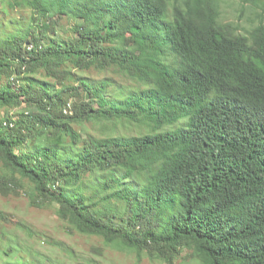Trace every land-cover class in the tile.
Masks as SVG:
<instances>
[{
	"label": "trees",
	"instance_id": "trees-1",
	"mask_svg": "<svg viewBox=\"0 0 264 264\" xmlns=\"http://www.w3.org/2000/svg\"><path fill=\"white\" fill-rule=\"evenodd\" d=\"M218 2L25 1L34 19L0 45V106L36 112L0 119V159L33 184V206L54 202L78 232L167 260L185 246L200 264H264V24H222ZM67 14L82 21L77 38H47ZM66 62L114 66L141 86L110 100L108 81L80 80L83 95L63 84ZM97 120L148 131L80 145L71 124ZM0 195L20 192L1 180Z\"/></svg>",
	"mask_w": 264,
	"mask_h": 264
},
{
	"label": "rangeland",
	"instance_id": "rangeland-1",
	"mask_svg": "<svg viewBox=\"0 0 264 264\" xmlns=\"http://www.w3.org/2000/svg\"><path fill=\"white\" fill-rule=\"evenodd\" d=\"M17 1L21 5H17ZM25 1L0 0V45L6 37L24 32L34 19L33 10ZM218 7L219 22L232 24L243 33L258 25L261 19L264 24V0H219ZM54 18L48 24L47 38L65 41L77 38L75 28L82 23L80 19L69 14ZM41 21L38 17L34 20L35 23ZM88 24L94 28L95 20H88ZM43 42L47 43V40ZM61 69H66L73 76L62 81L63 84L75 87L83 95L84 86L80 80L89 84L108 81L110 85L105 97L110 100L119 98L116 92L119 87L123 92L128 87L141 86L114 66L103 70H81L66 62ZM32 76L36 81L52 86L53 90L61 87L47 77L43 69H38ZM7 80L2 78L0 85L5 86ZM15 86L18 88L20 83H15ZM23 112L36 110L24 102L0 106V119L8 118L13 122ZM71 128L80 136V145L88 138L130 137L148 131L145 126L126 120L72 123ZM64 141L66 145L69 143L68 138ZM85 179H89L87 174L82 175L81 180ZM1 180L4 184L12 181L20 195H0V264H200L190 247H179L178 253L167 260L148 251L127 249L118 243H106L100 236L78 232L71 220L60 214L54 202L39 200L40 206H33L31 200H37L33 184L13 173L0 159ZM84 194L90 195L91 190H85Z\"/></svg>",
	"mask_w": 264,
	"mask_h": 264
}]
</instances>
